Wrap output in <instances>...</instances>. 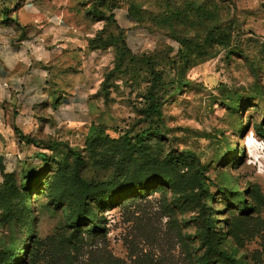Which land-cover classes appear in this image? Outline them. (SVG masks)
<instances>
[{
	"label": "rangeland",
	"instance_id": "obj_1",
	"mask_svg": "<svg viewBox=\"0 0 264 264\" xmlns=\"http://www.w3.org/2000/svg\"><path fill=\"white\" fill-rule=\"evenodd\" d=\"M25 3L69 21L75 45L63 63L79 90L61 98L83 102L64 111L69 123L55 118L56 102L23 121L10 115L13 135L0 141V250L14 246L13 264H24L28 250L25 264H194L199 204L178 196L200 169L226 245L248 264H264V205L244 218L233 193L249 202L257 188L264 194V0H0V7ZM120 30L127 55L114 41ZM150 66L163 76L161 114L152 118ZM126 137L136 146L125 147ZM183 152L192 156L174 170L176 191L158 189L166 188L158 177L164 165ZM77 172L100 188L91 210L103 235L71 227ZM125 176L153 187L127 199ZM114 191L122 196H109ZM233 221L244 225L236 239L223 231Z\"/></svg>",
	"mask_w": 264,
	"mask_h": 264
},
{
	"label": "crops",
	"instance_id": "obj_2",
	"mask_svg": "<svg viewBox=\"0 0 264 264\" xmlns=\"http://www.w3.org/2000/svg\"><path fill=\"white\" fill-rule=\"evenodd\" d=\"M7 9L2 12L0 7V141L13 135L9 118L14 110L17 121H23L19 119L25 120L34 109L61 100L55 118L69 123L70 114L66 118L64 111L76 110L83 102L76 95L61 98L62 92L79 90L77 73L63 63L75 45L69 21L47 16L46 7L39 4ZM27 30L37 33L30 36Z\"/></svg>",
	"mask_w": 264,
	"mask_h": 264
},
{
	"label": "trees",
	"instance_id": "obj_3",
	"mask_svg": "<svg viewBox=\"0 0 264 264\" xmlns=\"http://www.w3.org/2000/svg\"><path fill=\"white\" fill-rule=\"evenodd\" d=\"M117 43H119V52L123 55H127L129 53V48L127 46V43L122 38V31L120 30V34L118 37L114 39ZM150 71L153 77L152 86L148 90V100H149V106H148V113L149 117L152 118V116H159L161 114L160 110V103L158 101V98L156 97V91L163 85V76L159 74V72L156 70L154 66H150ZM61 104V100L56 101L54 104V109H58V107ZM259 133L263 134V131L260 129L258 130ZM20 142H24V140H20ZM143 137L138 136L137 138V147L138 151H143L144 144H143ZM28 144L35 143L34 141H27ZM36 144V143H35ZM132 144L131 140L126 137L125 138V147L129 148ZM135 145V146H136ZM174 155V154H173ZM171 157L169 162L164 165L163 168H167L165 172L160 174L159 182H162V185L166 188L162 189L161 184L158 187V189L165 190V189H173L175 190L178 186L177 178L174 174V170H176L179 165H184L188 159L192 156L190 152H183L177 157L173 156ZM148 168L152 169V166H149ZM162 168V167H160ZM139 169H135L133 171H138ZM148 173L154 175V171L149 170ZM75 179L78 181V186L75 187V192L77 195V198L79 200L78 208L76 210L74 219L72 221V226L75 231H78L80 228L86 225H91L89 229V233L96 237L99 235H103L106 233V230L104 226L100 222L99 216H95V213H93L92 206L101 198L99 197V190L100 188L98 185H95L93 183H89L85 180H83L78 172L75 174ZM124 179H127L128 185L126 186V189L124 190V193H126L124 196L127 197L128 194L135 192L138 188L139 190H146V189H152V184L149 182H142L141 178H137L135 176L127 178L125 176ZM125 188V187H124ZM176 191V190H175ZM181 192V191H179ZM236 193V203H234L235 206L238 207L239 215L250 219L254 216V214L257 212L261 204L264 205V194L261 193V191L257 188L256 192V198L255 202L248 200V196L244 192H233ZM115 195L114 198H120L122 195L117 194L115 191L111 192L109 196ZM181 199H184V201L188 202H198L199 204V214L197 218H195V225H196V237L198 240V245H195L194 247L189 248V260L190 262H193L194 264H248V256L247 255H241L240 249L235 245H226V242L224 240V236L222 234V231L217 230L213 215L211 214L212 211L208 204L206 203L207 200L210 198L211 193L209 188L206 186V183L204 182V173L197 169L192 177V184L190 190H186L184 192L179 193ZM235 196V194H234ZM130 196H128L127 199H129ZM175 199L172 200V204H174ZM229 205V204H226ZM171 207V205H170ZM172 208V207H171ZM171 212L173 213L172 209ZM3 221H6V216H3ZM216 219V218H215ZM16 220V217H12L10 220V223L14 225V222ZM244 228L243 223L239 224L236 221L231 222L230 224L227 223L226 226L223 227V231H227V234L229 237L237 238L238 233L242 231ZM14 246L11 247V249H5L0 250V261H4V264H13L16 255H14ZM30 251L21 258L23 260V263H27L28 257H29ZM21 255H19V258ZM1 264V263H0Z\"/></svg>",
	"mask_w": 264,
	"mask_h": 264
}]
</instances>
